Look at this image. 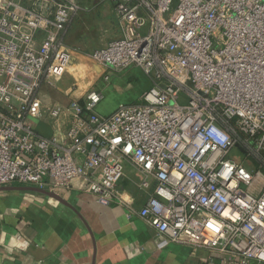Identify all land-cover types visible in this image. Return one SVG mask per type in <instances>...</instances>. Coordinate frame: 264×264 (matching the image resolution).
Listing matches in <instances>:
<instances>
[{"label":"built area","instance_id":"obj_1","mask_svg":"<svg viewBox=\"0 0 264 264\" xmlns=\"http://www.w3.org/2000/svg\"><path fill=\"white\" fill-rule=\"evenodd\" d=\"M110 1L118 32L87 55L104 82L138 68L151 86L104 115L103 89L76 98V82L59 85L84 54L65 44L81 5L0 0V187L60 193L80 180L159 246L264 264V0ZM127 163L143 175L140 209L121 189Z\"/></svg>","mask_w":264,"mask_h":264},{"label":"crops","instance_id":"obj_2","mask_svg":"<svg viewBox=\"0 0 264 264\" xmlns=\"http://www.w3.org/2000/svg\"><path fill=\"white\" fill-rule=\"evenodd\" d=\"M78 3L83 9L68 30L65 39L68 47L85 50L87 18L93 20L90 29L92 25L99 26L96 33L101 34L104 29L103 33L117 34L114 4L110 0ZM76 57L70 65L79 74L77 67L83 60ZM67 73L73 75L70 70ZM111 73L108 82L101 78L102 72L90 85L89 81L87 84L81 81V72L73 76L71 85L76 82L79 89L72 97H81L91 86L101 88L105 99L97 110L108 115L121 104L137 101L151 86L138 68ZM71 85L61 88L62 91L70 90ZM53 96L57 100L66 99L61 92ZM142 179L143 175L127 163L121 189L135 199L136 209L147 198L139 186ZM155 184L153 180L152 185ZM83 185L75 180L72 189L56 193L61 199L36 190L0 189V264H203L211 257L208 250L192 246L177 243L159 246L155 232L139 216L131 215L119 203H99L93 194L81 189Z\"/></svg>","mask_w":264,"mask_h":264},{"label":"rangeland","instance_id":"obj_3","mask_svg":"<svg viewBox=\"0 0 264 264\" xmlns=\"http://www.w3.org/2000/svg\"><path fill=\"white\" fill-rule=\"evenodd\" d=\"M74 1L78 3V2L88 1V0H74ZM92 21H91V18H87L86 21H85V27L87 28L86 32L83 31V33L84 32L87 33V37L85 38L86 39L85 40L86 41L85 42V50H83L84 54L81 57L82 60H83L82 63L80 64L81 66L77 67L78 71L81 72V74H80V72H79V74H80V76L83 77V79H81L80 77L79 78L84 83L86 81V84H87V81H89V85H90V83H92V81L97 76H99L100 73H102L104 71V68L98 61L94 60L91 56L87 55V53H90V51H92V50H94L96 48H99L105 41H107V38H109L110 36H112V35H114L116 33V32H114V34H110V32H108V33L104 32L103 33L104 29H101L102 30L101 34H100L101 31H98L99 33H96L95 29H97V28H98V30H100V29H99V26L97 27L96 25H92L93 29H90L89 26L93 23ZM88 27H89V29H88ZM104 27L105 26H103V28ZM70 28H71V26H70ZM77 29L78 28H76L75 30H77ZM80 32H81V29L79 30V34H80ZM74 34L76 36L77 32L75 31ZM72 40H74V38H72ZM79 55H81V54H79ZM79 55H77V56H79ZM67 69L70 70L71 72H73V75H71L70 73H66L64 75L63 79L59 82V85H60V87H62V89H65L69 85L72 84L73 76H79V74L75 70L74 66L69 65ZM111 74L112 73L109 72V75L112 77ZM85 76H86V79H84ZM81 86L83 87V85H81ZM88 86H85V88H87Z\"/></svg>","mask_w":264,"mask_h":264},{"label":"water","instance_id":"obj_4","mask_svg":"<svg viewBox=\"0 0 264 264\" xmlns=\"http://www.w3.org/2000/svg\"><path fill=\"white\" fill-rule=\"evenodd\" d=\"M0 189H15V190H36V191H40V192H44L50 196L56 197L61 199V197L56 194L55 192H51L48 190H44V189H39L37 187H30V186H4V187H0Z\"/></svg>","mask_w":264,"mask_h":264},{"label":"bare ground","instance_id":"obj_5","mask_svg":"<svg viewBox=\"0 0 264 264\" xmlns=\"http://www.w3.org/2000/svg\"><path fill=\"white\" fill-rule=\"evenodd\" d=\"M82 57V55H80Z\"/></svg>","mask_w":264,"mask_h":264}]
</instances>
